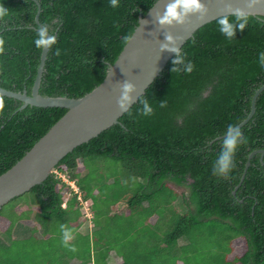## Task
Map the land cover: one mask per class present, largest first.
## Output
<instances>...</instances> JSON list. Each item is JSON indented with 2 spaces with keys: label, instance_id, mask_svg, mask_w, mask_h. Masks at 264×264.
<instances>
[{
  "label": "trees",
  "instance_id": "obj_1",
  "mask_svg": "<svg viewBox=\"0 0 264 264\" xmlns=\"http://www.w3.org/2000/svg\"><path fill=\"white\" fill-rule=\"evenodd\" d=\"M36 2L39 23L57 39L48 50L39 94L78 99L103 82L139 18L157 0H119L117 8L109 0H0L7 12L0 18V87L28 95L42 52L33 44ZM248 17L232 41L220 34L217 20L200 28L181 48L194 71L171 73V58L142 96L154 108L152 116H138L137 102L131 115L126 112L119 124L74 149L42 184L4 205L0 264H60L59 227L68 226L71 216L74 264H264V156L248 160L264 149V91L254 115L240 127L247 143L236 152L230 175L212 173L226 128L247 118L264 85L257 62L264 51V17ZM162 100L166 107H159ZM0 105L2 175L66 110L20 109V101L1 95ZM66 191L72 198L65 205ZM146 204L153 208L148 214ZM85 209L93 226L85 225L82 235ZM117 211L122 217L110 216ZM237 240L245 251L230 260Z\"/></svg>",
  "mask_w": 264,
  "mask_h": 264
},
{
  "label": "water",
  "instance_id": "obj_2",
  "mask_svg": "<svg viewBox=\"0 0 264 264\" xmlns=\"http://www.w3.org/2000/svg\"><path fill=\"white\" fill-rule=\"evenodd\" d=\"M168 0H159L140 17L134 33L118 55L108 71L103 82L91 92L81 98L45 97L39 94L40 83L44 71L48 50H43L30 95L26 91L13 92L0 87V95L18 100L22 103L20 109L26 106L38 108H60L66 110L64 116L57 121L50 130L34 144V146L8 171L0 175V210L11 200L23 196L33 187L42 184L52 173L55 167L74 149L88 143L103 131L119 124V119L126 113L117 106L120 95V86L127 80L135 86L130 108L139 98L145 95L146 90L164 70L173 54L160 52V44L164 42V35L171 34L177 40V47L184 44L203 26L217 20L221 16H231L232 10H243L248 16L264 17V0L249 8L247 0H203L207 8V15L203 19L192 17L183 26L161 28L155 22L157 13H162ZM37 3V2H36ZM35 18L40 27L38 16ZM264 91V85L254 94L251 110L247 118L238 126H243L252 118L255 112L257 97ZM254 155L264 156L263 150L252 152L248 160ZM245 164L244 174L249 167Z\"/></svg>",
  "mask_w": 264,
  "mask_h": 264
},
{
  "label": "clouds",
  "instance_id": "obj_3",
  "mask_svg": "<svg viewBox=\"0 0 264 264\" xmlns=\"http://www.w3.org/2000/svg\"><path fill=\"white\" fill-rule=\"evenodd\" d=\"M159 2V0H157ZM262 0H247L246 6L251 8L255 4L261 3ZM110 7L117 8L119 0H109ZM230 15L234 18L229 19V16H221L217 18L218 30L226 40L232 41L236 38V32H243L248 24L249 17L243 10L237 8L232 10L229 7ZM7 15L6 10L0 9V18ZM207 15V8L203 0H168L164 5L162 13H157L155 16L156 24L161 28H172L174 26H183L189 22L192 17L203 19ZM128 38H126L127 40ZM33 44L37 50H52L57 44L56 36L50 30L47 24L41 25L36 29V38ZM0 52H3V40H0ZM160 52H170L173 54L171 60V73L179 74L183 72L185 75L192 73L195 65L191 60H186V54H183L180 47H177V40L169 33L164 35V42L160 44ZM60 49L55 48L54 55L59 56ZM258 64L264 68V51L258 52ZM111 75L109 68L108 77ZM135 86L125 80L120 86V95L117 100V106L121 112H127L131 115L130 105L132 97L135 93ZM138 103L141 105L137 109L136 114L141 117H150L153 115L154 108L149 100L143 97L139 98ZM166 100L159 101V107H166ZM2 107V105H0ZM247 143V138L243 135L241 129L236 125H229L224 133L222 151L218 154L213 166L212 173L217 178L227 179L231 171L235 167V155L242 144ZM66 205V202L64 201ZM86 218H88L86 216ZM61 243L62 246L70 252H76L77 248L70 243L75 239L74 231L64 224L60 225Z\"/></svg>",
  "mask_w": 264,
  "mask_h": 264
},
{
  "label": "rangeland",
  "instance_id": "obj_4",
  "mask_svg": "<svg viewBox=\"0 0 264 264\" xmlns=\"http://www.w3.org/2000/svg\"><path fill=\"white\" fill-rule=\"evenodd\" d=\"M106 172V171H105ZM62 177V179H63V181H64V177L63 176H61ZM66 182V181H65ZM72 185H73V183H72ZM75 188V187H74ZM177 192H179V193H181V190H179V189H175ZM61 195H62V198H63V200L67 203H69V201H71V198H72V195L68 192V191H66V192H63V193H61ZM176 201H178V200H176ZM85 204H90V202L89 201H87V202H85ZM123 207H125V206H123ZM122 206H121V208H123ZM87 209V208H86ZM85 209V212L87 213V219H85L84 220V222L85 223H81L80 224V226H81V233H82V235L83 234H85V230H88L87 229V226H85V225H88L89 226V229L93 226V224L91 223V222H89V219H90V215H89V213L87 212V210ZM100 212H99V214H100V219H99V225H103L104 224V222H105V219H106V216L105 215H103V216H101V214H104V212H105V210H106V208H104V206H102L101 205V207H100ZM153 210V208H152V205L151 204H146V205H144V213L145 214H148V213H150V211H152ZM81 212L84 214V211H83V209H82V207H81ZM115 213V212H114ZM112 215H115V216H118L117 218H119V217H122V214H121V212L120 211H117L115 214H110V216H112ZM77 216V215H76ZM85 216V217H86ZM72 217V216H71ZM71 217H70V220H69V222H70V224H71V222H72V220H71ZM76 217H73V219H75ZM116 218V219H117ZM82 221H83V218H82ZM118 221H120V220H118ZM122 221V220H121ZM87 223V224H86ZM70 224L67 226V227H69V228H71V226H70ZM57 226H59V224L57 225ZM0 227H4V224L2 223H0ZM5 228V227H4ZM59 231H60V227H59ZM82 235H80V237H82ZM20 237H22V238H24V233H22L21 234V236ZM71 243V242H70ZM56 246H58V253H59V255L60 256H62V258H60L59 259V262H60V264H74L75 262H76V259L77 258H75L73 255L75 254L74 252H70L68 249H66L65 247H63L62 246V243H61V239L59 240V241H56ZM244 251H245V248H244V244H243V242L241 241V240H237L236 242H234L233 243V252H232V254L230 255V257H229V259L230 260H232V259H234V258H236V257H240V256H242L243 255V253H244ZM93 257V256H92ZM81 258H84V257H81ZM85 259V258H84ZM80 260V259H79ZM27 264H28V261H27ZM87 264H90L89 262H87ZM91 264H94V261H92L91 262ZM101 264V263H100Z\"/></svg>",
  "mask_w": 264,
  "mask_h": 264
},
{
  "label": "built area",
  "instance_id": "obj_5",
  "mask_svg": "<svg viewBox=\"0 0 264 264\" xmlns=\"http://www.w3.org/2000/svg\"><path fill=\"white\" fill-rule=\"evenodd\" d=\"M72 190L74 191V193L76 195H78L77 197H78V200H79L80 199V194H78V192H77L76 188H74V186H72Z\"/></svg>",
  "mask_w": 264,
  "mask_h": 264
}]
</instances>
